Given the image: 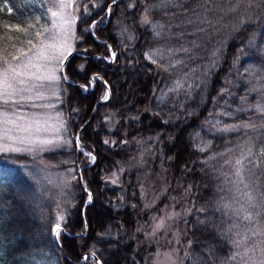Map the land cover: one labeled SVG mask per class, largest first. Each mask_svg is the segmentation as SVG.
Instances as JSON below:
<instances>
[{
    "label": "trees",
    "instance_id": "1",
    "mask_svg": "<svg viewBox=\"0 0 264 264\" xmlns=\"http://www.w3.org/2000/svg\"><path fill=\"white\" fill-rule=\"evenodd\" d=\"M71 9L76 54L48 99L66 131L56 145L0 154V264H160L164 253L174 264H222L235 250L221 218L228 208L217 210L228 204L224 174L233 169L225 161L242 148L252 149L244 176L264 228V128L223 131L264 121L253 108L264 105V0H77ZM43 17L34 0H0V50H27L30 25ZM205 17L211 25L196 23ZM151 51L163 59L152 63ZM93 76L101 79L85 91ZM176 79L192 87L168 92ZM144 177L161 189L150 205ZM61 209L57 246L51 231ZM172 213L180 215L167 219ZM159 218L169 225V247L160 230L153 234Z\"/></svg>",
    "mask_w": 264,
    "mask_h": 264
},
{
    "label": "snow or ice",
    "instance_id": "2",
    "mask_svg": "<svg viewBox=\"0 0 264 264\" xmlns=\"http://www.w3.org/2000/svg\"><path fill=\"white\" fill-rule=\"evenodd\" d=\"M77 0H49V3L53 5L49 9L50 15L48 17H43L44 24L42 25L39 20L33 21V24L30 25V28H33L34 31L31 32V38L27 39V50L23 47H17L15 44L11 45L15 49V52L8 50V46H5L4 49L0 50V109H3L9 104L21 105L26 100H42L45 99L44 91L47 90L51 94H55V86L58 83L60 77L57 75L58 72H63L62 65L64 61L67 60L69 56L72 55L73 48L71 40L75 37L70 32V27L72 24L76 23V17L71 13L65 14V10L76 4ZM253 0H249V6H251ZM164 3H167V0H164ZM207 5L208 0H205ZM209 7H205V12L211 11ZM234 10V9H233ZM110 11V9H109ZM144 23H151L148 20L147 15H145ZM192 23L193 21H189ZM196 23L203 24L208 23L212 24V20L205 17L204 20L196 21ZM91 27H94L92 25ZM161 31H157L156 35L160 36L162 34L163 26L158 25ZM205 29L200 28L199 31H204ZM111 51V49H110ZM185 53H188L189 49H183ZM215 55V53H213ZM146 58L154 64L158 63V60L163 59L164 53L158 51H151L145 54ZM111 58L114 60L116 58V53L111 52ZM181 61L177 60L175 63H171L170 66L175 68L177 64ZM164 70L167 71L168 67L165 66ZM67 78L66 76L64 77ZM97 79L100 77L93 76L89 80V85L84 87V90H89V86L94 85ZM106 92L103 96V100L107 101L109 99V93L107 91V82H105ZM192 85H188L190 89ZM188 89L185 88L184 80L176 79L173 84L168 88V92L171 93H180L181 91L187 92ZM29 94V95H25ZM256 112H258L262 117H264V105L257 103L253 106ZM24 120L23 116H17L16 121ZM10 119L6 111L0 110V124H12L14 128L19 129L21 133L29 135H20L13 137L9 135V129L4 127L0 130V154H9L15 153L20 154L25 151H29L28 147H18L17 144L23 145L27 142L29 145H47L52 146L58 143L57 140L52 139H40L32 140L30 134L33 131H40V121L34 120L26 123H17ZM35 125V127H34ZM258 128H264V121L259 123L253 122L251 118L248 122L242 124L232 125L230 128L226 127L223 131H240L241 129L245 130H256ZM61 129H64V125L61 124L59 128L56 129L57 134L60 133ZM66 131V129H64ZM251 139V137H249ZM71 143V141H67ZM105 144L109 141H104ZM77 148L85 156H89L91 161L94 163L96 156L91 151H85L82 147L79 138L76 141ZM209 145L198 146V150L203 152L206 151ZM233 151V149H229ZM220 155H226V153H221ZM252 155V149L249 147L247 153L241 149V156L236 158L234 161L228 159L225 161L226 165L232 167V175L238 178V184L244 185L245 188L249 187V184L246 183L244 172L246 170L245 161L248 160L250 164H255L254 161L249 158ZM260 155L264 156V148L260 150ZM215 156L208 157L209 160L215 159ZM251 171V169H247ZM227 177L226 182L231 180V176H228L227 173L224 174ZM253 175H256L253 172ZM75 177H73L74 179ZM236 183L235 181H233ZM70 181L64 182V187H67ZM63 195V192H61ZM244 196L247 197V202L249 206L253 209L257 208L256 197L252 192H244ZM91 199V194H89V200ZM223 199V198H222ZM261 199L264 200V195L261 196ZM57 207L60 208V202H57ZM220 207L228 208V204H218L217 210ZM203 210V209H202ZM227 214V213H226ZM179 213H172L167 216V219L171 220L175 216H179ZM257 216L260 215L259 212L256 213ZM240 217H237L239 219ZM244 220L252 221L253 214L249 212L243 217ZM64 220L63 210L61 209L56 218V223L52 228V234L59 241L61 233L63 231L61 221ZM166 227L165 218L159 219V222L155 224L153 234L155 231L164 229ZM232 227H239L238 224L233 222ZM231 231V227L228 229ZM264 234V228H261L260 232H254L253 235ZM236 236H239L240 233H235ZM190 243V242H189ZM245 243L243 239H232L231 245L234 251L230 252L225 259L222 261V264H230L232 261H237L238 264H256L255 260L249 255L254 253L256 249H259L261 255L264 256V247H261V244H264V241H261V244H254L251 248H245L243 252L239 249L241 245ZM92 256H95V253H92ZM90 257H83L84 260H88ZM99 264V262H97ZM169 264H174L173 261H169ZM259 264H264V259L259 261Z\"/></svg>",
    "mask_w": 264,
    "mask_h": 264
},
{
    "label": "rangeland",
    "instance_id": "3",
    "mask_svg": "<svg viewBox=\"0 0 264 264\" xmlns=\"http://www.w3.org/2000/svg\"><path fill=\"white\" fill-rule=\"evenodd\" d=\"M36 4L43 9V15L44 17H48L50 15L49 9L53 7L51 3H49V0H34ZM71 13L73 16H75V13L71 9V6L68 7L65 10V14ZM70 32L74 36V24L70 27ZM75 37V36H74ZM75 38L71 40L72 48L74 44ZM74 49V48H73ZM57 75H60V72L57 73ZM90 89V88H89ZM47 90L44 91L45 99L37 100H26L21 105L16 104H9L5 106L3 111H6L8 116L11 120L16 121L17 116H23L24 120L22 121H16L17 123H26L29 121L39 120L40 121V131H33L30 134V138L32 140H40V139H52L59 141L61 139L60 134H57L56 129L59 128V116L54 112L53 110V104L48 103V99L50 98V94ZM29 95V94H25ZM4 127H7L9 129V135L16 137L20 135H29L25 133H21L19 129H16L13 127L12 124H0V130H2ZM35 127V125H34ZM18 147H30L31 145L27 144V142L23 145L17 144ZM90 158V157H89ZM233 172V171H232ZM231 180L227 182L228 185V213L225 215V210L222 211L221 218L222 220L227 219V227L233 230V236L234 239H243L245 243L241 245V248L239 249L241 252L244 251L245 248H251L254 244H261V240L259 238V235H253L254 232H259L258 226L255 223V219L252 221L244 220L243 217L247 215L249 212L252 214L254 213L253 208H251L247 202V197L243 195L244 192H249L242 184H238V178L232 175L231 173ZM235 181L236 183H234ZM142 196L144 197V201L147 205H150L153 203V201L156 199L157 195L159 194V185H157V181L152 180L150 178H143L142 179ZM222 208V207H221ZM237 217H240L237 219ZM161 219V218H159ZM159 219H157L156 223L159 222ZM225 219V220H226ZM235 221L236 224L239 225V227H232L233 222ZM155 223V224H156ZM154 224V227H155ZM166 227L164 229H161L160 232H162L163 236V245L166 247H169L170 241L168 236H164L166 234V230L169 228V225H167V221L165 220ZM159 231V230H157ZM224 230L220 229V234L223 235ZM52 233V231H51ZM235 233H240L239 236L234 235ZM52 238H54V235L52 234ZM264 244H261V247H263ZM253 260H255L256 264H259V261L262 258L261 252L259 249H256L254 253L249 254ZM171 256L167 253H164L162 257L160 258L159 263L160 264H169Z\"/></svg>",
    "mask_w": 264,
    "mask_h": 264
},
{
    "label": "water",
    "instance_id": "4",
    "mask_svg": "<svg viewBox=\"0 0 264 264\" xmlns=\"http://www.w3.org/2000/svg\"><path fill=\"white\" fill-rule=\"evenodd\" d=\"M89 31H90V28H89ZM75 54H76V52L73 50L72 55H75ZM72 55H71V56H72ZM71 56H69V57L67 58V60H68ZM67 60H66V61H67ZM66 61H64V63H65ZM64 63H63V65H64ZM63 65H62V68H63ZM61 74H62V72H60V75H61ZM89 90H90V89H89ZM103 101H104V100H103ZM88 121H89V119L86 120V121L83 123V125L77 130V132H76V136H77V135L81 132V130L87 125ZM77 174H78V183H79L80 186H82V183H81V180H80V176H79V170H78V169H77ZM53 240H54V242L56 243V245L59 246V245H58V242H57V240H56L55 237L53 238ZM59 250H60L61 254H63L62 250H61V249H59Z\"/></svg>",
    "mask_w": 264,
    "mask_h": 264
}]
</instances>
